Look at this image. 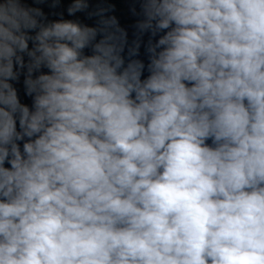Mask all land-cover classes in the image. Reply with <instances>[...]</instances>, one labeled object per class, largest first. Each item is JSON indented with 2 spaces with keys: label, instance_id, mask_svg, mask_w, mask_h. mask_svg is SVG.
Returning a JSON list of instances; mask_svg holds the SVG:
<instances>
[{
  "label": "clouds",
  "instance_id": "clouds-1",
  "mask_svg": "<svg viewBox=\"0 0 264 264\" xmlns=\"http://www.w3.org/2000/svg\"><path fill=\"white\" fill-rule=\"evenodd\" d=\"M126 3L0 0V264H264V0Z\"/></svg>",
  "mask_w": 264,
  "mask_h": 264
}]
</instances>
